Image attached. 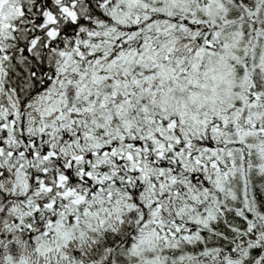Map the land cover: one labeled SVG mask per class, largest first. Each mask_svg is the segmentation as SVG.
I'll use <instances>...</instances> for the list:
<instances>
[{"label": "snow or ice", "instance_id": "snow-or-ice-1", "mask_svg": "<svg viewBox=\"0 0 264 264\" xmlns=\"http://www.w3.org/2000/svg\"><path fill=\"white\" fill-rule=\"evenodd\" d=\"M0 264H264V0H0Z\"/></svg>", "mask_w": 264, "mask_h": 264}]
</instances>
